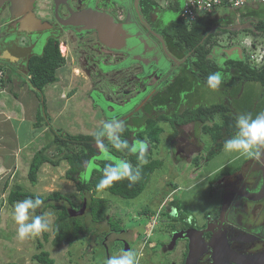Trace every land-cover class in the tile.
<instances>
[{
  "label": "rangeland",
  "instance_id": "374dc122",
  "mask_svg": "<svg viewBox=\"0 0 264 264\" xmlns=\"http://www.w3.org/2000/svg\"><path fill=\"white\" fill-rule=\"evenodd\" d=\"M49 1L38 0V9L41 12H46L44 5L48 6L47 2ZM153 1L165 12L168 7L175 5L174 0ZM154 12L153 14L156 15L157 12ZM236 15H243V17L251 16L260 20L264 18V4L253 8L245 7L234 12L227 7H218L212 18H215L217 22L223 23L225 27H229L234 24ZM185 23L188 22L186 21ZM244 26L241 29L231 30L229 28L226 32L214 30L210 33L213 35L212 41L215 42L218 48H221L217 49L219 51L216 53V58H218V53L223 58L227 57V54H225L226 50H230V48L236 46L235 44L240 45L239 42H242V47L248 60V54L243 45L244 41L250 39L252 42H256V44L263 45L259 34L257 37H254L246 33V30L253 32V30L248 29L250 28L249 23H245ZM44 46L45 42L41 46L33 48L32 54H42ZM62 46L63 48H61ZM82 46H84V43ZM83 48L81 47V49ZM237 49L238 51L241 50ZM59 51L65 58L69 57L63 43L59 44ZM173 53L174 60L176 63H179V60L182 58L181 55H184V52L182 50H174ZM193 59L194 57H192ZM249 64L252 65L250 62ZM65 66L59 68L56 72L58 83L45 87L42 96L35 93L38 99V116L42 119L39 124L41 126L35 128V134L31 133L32 122L30 123L27 118V121L25 120L23 123V127L18 130V143L20 146L23 147L27 143L30 144L18 156V161L20 160V162L17 165L16 174L10 183V189L18 188L23 192L41 197L58 192L77 208L82 203L80 193L77 191L74 182L65 179L64 175L68 169L65 161L60 162L58 167H52L47 163L43 164L39 169L37 181L33 184L27 179V167L25 164L29 156L33 157L35 152L50 145L53 139V132L70 135H92L100 129L102 124L101 114L98 113L97 109L94 112L86 94L90 86V82L86 81L87 76H85L84 72H81L82 70H78L80 65L78 62H74V60L73 63H66ZM118 68V66L106 68L107 71H110V75L109 77H102L99 82L101 84L98 85L99 90L104 89V92L108 94V88H105L107 84L111 88L118 89V86L115 84L119 82V79L126 77L124 73H113L115 72L113 70ZM171 68V64L168 63L159 70V74H162L159 86L153 92L151 91V95L156 96V98L149 104L150 108H154L153 111L149 114L145 113L146 107H144V110H139V114L134 120L127 119L126 123H124L123 126L131 132L135 133L136 131L145 129V120L151 114L158 115L161 113V115L173 116L185 110L224 104L226 100L230 101L229 103L233 107L231 108L237 113L240 121L250 124L257 120L253 111L264 104V101L260 100L261 87L257 83L240 81L239 84L238 81L230 82L234 87L229 91L228 95L223 96V91L230 84L225 83L222 76L217 75L219 81L214 87H207L188 72L189 67L182 66L175 71ZM13 75L11 76L9 73L8 77L10 76L12 79H15L16 76ZM22 80L21 82H26L25 84L28 85L25 77ZM56 90L57 92H67L66 97L69 95L68 100H60V93H56ZM12 93L20 97L21 91L14 89ZM144 96L145 93L141 94L140 98L142 99ZM30 97L33 98L32 95ZM2 98L3 96H0V99ZM43 101L44 110L42 107ZM103 102L102 99H97V104H102ZM218 117L215 116V119H218ZM1 119L2 117L0 116ZM200 127L201 125L197 124L191 127H184L186 133H183L181 138L184 141L177 140L174 132L167 124L160 128L163 132L159 135V142L157 144L152 145L148 143L147 145H143L142 142L135 141L133 150L137 151L147 146L149 158L159 160L160 167L152 173L145 189L134 199H122L105 191L95 194L94 198L101 199L104 202L103 213L100 214L98 222L92 223V217L86 203V209L79 218L81 223L91 227V231L85 235H80L72 246L61 245L56 248L51 243L53 239V225L56 218V211L54 209L47 208L44 211L43 218L40 219V228L37 233H34L27 227L35 220V213L33 211L27 212L30 205L27 204L28 207L25 208L24 219H18L17 208L26 203L18 202L9 205L7 202L9 190L5 194L0 193V264L7 262L39 264L34 259V256L41 250L48 252L55 264H112L113 261L119 262L122 253H126L124 251L125 245H131V249L123 260L127 259L129 264H142L144 260L140 255L147 251L152 254L151 251L153 252L157 249L155 245L149 244L151 242L143 245V241L149 238H152L151 241L163 239L164 233H166V230H164L165 226L170 222L165 215L167 212L163 208L161 210L165 214L160 213L159 210H155L160 206L165 197L168 196L171 200H175L187 212L188 216L196 220L199 225L205 222L209 216H214L218 211L220 201L215 193L214 186L211 184L215 181L214 179L219 169L222 168L223 170L224 165L229 160L244 151L236 145V142L245 141V137L241 134L232 136L226 141L225 146H222L221 150L215 151L209 157V160H206L208 151L216 146V142L213 141L212 135L206 136V134H203ZM5 138L7 137L5 136ZM184 142L189 143V146L180 145L184 144ZM94 147L96 151L101 150L98 143ZM179 149H184L186 156L192 154L191 159L187 160L185 159L186 156L181 154L179 156L173 154ZM28 152H31V154ZM54 153V150L50 151V155ZM95 159H91V162L88 164L89 166L87 165L88 168L80 180L83 181L90 178L91 171L97 168V161ZM107 159L114 161L120 171L126 167L124 163L113 158L105 151L98 157V160ZM211 192L213 193L212 195H210ZM90 195L91 193L88 194V196ZM66 205L69 207L68 204ZM167 206L168 211L173 209V207L170 208V203ZM142 211L144 213L150 211L151 213L148 218H136ZM157 214L158 216H156ZM112 225H116V227H112ZM137 226L146 227L148 233L142 236L141 232V237L132 241L136 233L133 228ZM44 235H47V240L44 239ZM113 240L117 241V248L114 251V255L109 257L108 249ZM38 243L42 244L41 249H38ZM168 258H170L168 262H157L153 258H149L150 263L147 264H171L173 256L171 255Z\"/></svg>",
  "mask_w": 264,
  "mask_h": 264
},
{
  "label": "flooded vegetation",
  "instance_id": "af4514ba",
  "mask_svg": "<svg viewBox=\"0 0 264 264\" xmlns=\"http://www.w3.org/2000/svg\"><path fill=\"white\" fill-rule=\"evenodd\" d=\"M174 1L175 5L168 7L165 12L153 0H50L47 2L48 6L44 5L46 12H41L38 9V0H35L34 13L36 17L42 22H47L50 28L43 32L32 34L18 32L17 25L14 23L15 20L10 19L9 5L5 3L0 8V80L6 79L9 73L11 76L14 74L17 80L23 81L24 77L27 79L26 66L29 58L33 56V48L41 46L43 42L46 44L48 41H53V43H58V45L63 43L66 53L69 54V57L65 58V65L69 62L73 63V60L79 63L80 67L78 70H82L81 72H84L85 76H87L86 81L90 82L89 90L86 93L90 106L94 111L97 109L98 113L101 114V126L107 125L110 127L106 138L108 141L114 142L116 131L121 127H125L123 125L127 119L134 120L139 114V110H144V107H146L145 113L149 114L153 111L154 108H150L149 104L156 96H152L151 91L153 92L159 86V80L162 77V74H159L160 68L169 63L174 71L182 66H187L190 74L194 76V73H196V68L193 64L196 60L195 52H188L186 48L181 47L182 45L171 33L173 22L181 21L185 23L179 15V3L176 0ZM89 9L106 13L111 17L113 24L123 25L127 35H133L137 40H127L124 51L115 52L104 48L98 42L95 32H84L80 27L64 25L72 15H77ZM154 11L157 12L156 15L153 14L155 13ZM164 15L166 16L164 17ZM209 21L213 25L208 34L214 30L226 32L229 28L231 30L241 29V27L237 28V26H244L245 23H249V26L254 29L259 19L251 16L236 15L234 24L229 27H225L223 23L217 22L212 17L209 18ZM83 43L84 46H82ZM239 43L240 45L235 44L234 48L226 50L225 54H227V57L225 58L221 57L220 53H218V58L215 57L217 51H219L217 49L221 48L211 43L207 59L214 62L221 69H224V63L229 58L246 60L242 42ZM80 46L84 48L81 49ZM237 48L241 49L239 50L240 52ZM174 50H182L184 52L179 63L174 60V53L172 54ZM192 57H194L193 60ZM121 63H124L125 66L114 69L113 71L116 73H113H124L127 79H125L126 77L119 79V82L115 84L118 89L111 88L107 84L105 88H108V94L104 92V89L99 90L98 85L101 84L99 82L102 77H109L110 75V71H107L106 68L119 66ZM238 74L237 69L234 68H230L227 73H218V76H222L225 83L230 84L223 91V96L228 95L229 91L234 87L230 82L238 81L239 84L240 81L249 82L236 78ZM3 86L4 84H0V88ZM260 87V100L264 101V88ZM144 93L145 96L141 99L140 95ZM97 99H102L104 102L97 104ZM229 102L226 100L224 104L215 105L227 108L225 114L233 117L237 126L244 130L240 123V118L232 110L233 107ZM255 110L256 108L253 111L255 119H264V104L259 106L258 111ZM162 116L171 117L165 116V114L161 115V113L158 115L151 114L149 118H146L145 122L155 119L157 121ZM215 116H219L218 119H215ZM215 116L207 120L203 125L192 123L178 126L176 130L172 129L170 123L166 121H157L156 125L162 128L167 124L174 132L177 140L184 141V139H181L182 134L186 133L184 127H191L197 124L201 125L200 128L203 131V126L212 128L214 124L221 125L222 117L220 115ZM225 129H222L220 138L213 140L216 145L223 143V146H225L226 141L232 137L227 135ZM203 134L211 136L210 133H205L204 131ZM244 140L247 141L248 137H245ZM142 143L147 145L148 141L145 140ZM98 144H100L101 150L97 151L95 159L97 164L102 161L98 160V157L104 151L103 144L100 142ZM180 145L189 146V143L184 142V144ZM221 148L217 149L215 146L212 150H209L206 160H209V157L215 151L221 150ZM210 153L211 155H209ZM173 154L186 156L184 149H179ZM191 157L192 154L186 156L185 159L190 160ZM118 160L125 164L121 159ZM87 165L85 164V169L88 168L89 165ZM214 180L211 185L214 186L215 193L219 197L220 205L217 213L214 216H209L200 225L193 218H181L176 214L174 208L168 211L167 205L173 200H168V197L163 199L164 202L162 201L161 208L167 212V219L170 222L165 226L164 230H166V233H164L163 239L151 241L152 238H149L143 241V245L151 242L149 244L155 245L157 249L153 252L151 251L152 254L148 251L142 253L140 255L144 260L142 264L150 263L149 258H153L157 262H168L170 261L168 257L171 255L173 256L171 264H185L189 253L190 241L194 242L196 246L198 245V249L201 250V255L197 259L196 264H264V141L250 144L246 151L244 150L229 160L224 165L223 170L222 168L219 169ZM212 194L211 192L210 195ZM161 208L158 210L163 214L164 211ZM150 213V211L148 213L142 211L136 218H148ZM133 229L136 233L132 241L148 233L144 226H137ZM141 232L142 234L140 235ZM173 236L176 239H173ZM116 243V240L111 242L108 249L109 257L114 255V251L117 248ZM128 246V251L122 253V257L119 258L120 261L130 252L131 245Z\"/></svg>",
  "mask_w": 264,
  "mask_h": 264
},
{
  "label": "trees",
  "instance_id": "16d2710c",
  "mask_svg": "<svg viewBox=\"0 0 264 264\" xmlns=\"http://www.w3.org/2000/svg\"><path fill=\"white\" fill-rule=\"evenodd\" d=\"M209 18H198L186 24L181 21H175L173 22V30L171 32L172 36H175L182 45L181 47L186 48L188 52H195L194 56L196 60L193 64L196 68L194 76L197 80L205 86L211 87L213 84L210 81L213 76H217L219 72L227 73L230 68H234L239 73L236 78L258 83L264 88V67L257 68L250 65L247 58L246 60L229 58L224 63V69L219 68L214 62L207 59L211 48L210 44H215L212 41L213 35L208 34L213 25L209 21ZM246 33L254 37H257L259 34L264 46V18L257 22L253 32L246 30ZM64 65L65 58L59 51L58 43L48 41L43 48L42 54L39 56H31L27 62L28 76L25 80L32 93H37L42 96L45 87L56 83V72ZM11 80L8 77L6 81H2L0 84L9 83ZM25 83L22 82V84ZM42 107L44 110V101L42 102ZM226 112L227 108L220 105H213L210 107H198L186 110L179 115H173L171 117L162 116L157 121L169 122L172 129L176 130L178 126L192 123H200L203 125L213 116L220 115L222 117L221 125L214 124L212 128L203 126L202 129L205 133H210L214 140L221 137L223 128H226L227 135L230 137L234 134L243 135L244 130L237 126L236 120L226 115ZM41 121V117L37 115L36 127L41 126L39 125ZM157 121L147 120L146 128L135 133L126 127H121L116 131L114 142L108 141L106 138L110 128L107 125H102L93 135H70L67 133L60 134V132H53V139L50 145L34 153L29 163L27 179L32 184L36 183L39 169L43 164L47 163L52 167H58L60 162L65 161L68 165V169L64 175L65 179L76 184L81 201L91 193L86 198L87 209L90 211L92 223L98 222L100 214L103 213L104 202L101 199L94 198L95 194L105 191L122 199H134L142 193L152 173L160 167L159 160L149 158L147 146L137 151L133 150V143L135 141L143 142L146 139L152 145L159 142V135L162 133V129L156 125ZM99 142L103 144L105 152L115 159L123 160L126 167L120 171L114 161L108 159L102 160L97 164V168L91 171L90 178L82 181L80 178L86 170L85 164H89L91 159L97 157V151L94 145ZM222 146L223 143L217 144L216 148L218 149ZM51 150H54L55 153L50 155ZM113 170H116L121 178L113 181L110 185L101 186V181L111 174ZM7 202L9 205L18 202L29 204L30 206L27 212L33 211L35 213V220L37 218L39 220L42 219L44 211L47 208L54 209L56 211V218L53 225V239L51 243L56 248L61 245L72 246L80 235H85L91 231V227L81 223L79 217L72 218L67 214L68 206L66 204L72 209H80L82 203L76 208L58 192L41 197L23 192L17 188L8 192ZM170 205L181 218H190L187 212L175 200ZM165 215L168 217V214ZM35 220L27 227L30 231L37 233V231L31 230L30 228ZM112 227H116V225H112ZM44 239L47 240V235H44ZM37 247L41 249L42 244L38 243ZM34 259L39 264H55L49 253L43 250L36 254ZM5 264L17 263L7 262Z\"/></svg>",
  "mask_w": 264,
  "mask_h": 264
},
{
  "label": "water",
  "instance_id": "95a60500",
  "mask_svg": "<svg viewBox=\"0 0 264 264\" xmlns=\"http://www.w3.org/2000/svg\"><path fill=\"white\" fill-rule=\"evenodd\" d=\"M35 0H0V8L3 4H8V12L11 20H15L18 32L39 33L50 28L47 22H42L34 13ZM64 25L80 27L84 32L93 31L96 33L97 40L104 48L115 52H123L126 47V41L136 39L133 35H127L123 25L113 24L111 17L106 13H100L91 9L85 10L77 15H72ZM245 27V26H237ZM253 30L251 26H249ZM247 29V28H246ZM137 40V39H136ZM139 42V40H138ZM135 60V59H134ZM125 66L121 63L118 67ZM86 209V200L83 199L82 206L79 210L72 208L67 209L69 217L75 218L81 216ZM173 239H176L173 236ZM198 246V245H197ZM194 242H189V253L185 264H196L201 255V250ZM129 246L125 245L124 251H128Z\"/></svg>",
  "mask_w": 264,
  "mask_h": 264
},
{
  "label": "crops",
  "instance_id": "0c3cea01",
  "mask_svg": "<svg viewBox=\"0 0 264 264\" xmlns=\"http://www.w3.org/2000/svg\"><path fill=\"white\" fill-rule=\"evenodd\" d=\"M6 79H3V81H6ZM1 82L2 81L0 80V83ZM56 83H58V77ZM14 89L21 91L20 97H18L15 93H12ZM56 93H60V100H68L69 95L66 97L67 92H57L56 90ZM30 95H32L33 98H31ZM0 96H3V98L0 99V116L2 117V119L0 120V193L5 194L8 192V190H12L10 189V183L16 174V168L18 163L20 162V160L18 161V156L21 154L23 149H25L27 145L30 144L27 143L23 147L20 146V144L18 143V130L23 127L24 121H27L28 118L29 122H32L31 133L35 134L34 130L35 128H37L35 124L36 117L38 115V99L36 95L29 90V85L22 84V82L17 80L16 78L12 79L9 83H5L4 86L0 88ZM27 101L29 102L27 103ZM3 118L5 119L3 120ZM2 130L8 132L5 133ZM5 136L7 138H5ZM31 152L28 153L31 154ZM31 158L32 156H29L25 163L27 172ZM169 199L170 198H168V200ZM163 202H161V204ZM161 204L155 210L158 211V209L161 208Z\"/></svg>",
  "mask_w": 264,
  "mask_h": 264
},
{
  "label": "built area",
  "instance_id": "2783aa9c",
  "mask_svg": "<svg viewBox=\"0 0 264 264\" xmlns=\"http://www.w3.org/2000/svg\"><path fill=\"white\" fill-rule=\"evenodd\" d=\"M180 17L186 22L198 18L210 17L216 8L227 7L232 11L242 8H253L264 4V0H179ZM244 48L248 54L249 62L257 67L264 66V47L255 45L251 40L244 41ZM158 216V214L156 215Z\"/></svg>",
  "mask_w": 264,
  "mask_h": 264
},
{
  "label": "clouds",
  "instance_id": "9594fccd",
  "mask_svg": "<svg viewBox=\"0 0 264 264\" xmlns=\"http://www.w3.org/2000/svg\"><path fill=\"white\" fill-rule=\"evenodd\" d=\"M218 79V76H213L211 78L210 82L213 84V86H215V83L218 81ZM241 125L244 128L243 135L248 137V140L247 142L243 140L236 142L237 146L246 151L250 144H253L257 141H264V119H257L250 124L245 121H241ZM120 178L121 177L117 174V171L113 170L111 174L101 181V186L110 185L113 181L119 180ZM26 207H28L27 204L21 205L17 208L18 219H24ZM30 228L31 230L38 231L40 228V220L37 218ZM112 264H129V262L127 259H124L119 262L113 261Z\"/></svg>",
  "mask_w": 264,
  "mask_h": 264
},
{
  "label": "bare ground",
  "instance_id": "6f19581e",
  "mask_svg": "<svg viewBox=\"0 0 264 264\" xmlns=\"http://www.w3.org/2000/svg\"><path fill=\"white\" fill-rule=\"evenodd\" d=\"M178 3H179V5H180V1L179 0H176ZM210 17H212V16H210ZM247 40V39H246ZM250 40V39H249ZM254 44H256V42L254 43ZM256 45H259V44H256ZM261 45V44H260ZM261 46H263V45H261ZM264 47V46H263ZM248 60H249V58H248ZM254 67H257V66H255V65H253ZM260 67H264V66H260ZM260 67H257V68H260Z\"/></svg>",
  "mask_w": 264,
  "mask_h": 264
}]
</instances>
